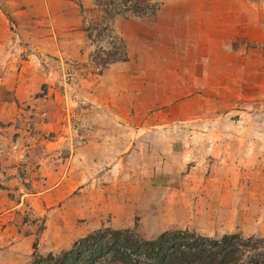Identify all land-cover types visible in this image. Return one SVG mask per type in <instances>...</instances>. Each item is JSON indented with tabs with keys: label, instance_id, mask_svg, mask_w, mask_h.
Segmentation results:
<instances>
[{
	"label": "rangeland",
	"instance_id": "rangeland-1",
	"mask_svg": "<svg viewBox=\"0 0 264 264\" xmlns=\"http://www.w3.org/2000/svg\"><path fill=\"white\" fill-rule=\"evenodd\" d=\"M80 1L0 0L1 39L15 43L1 48L0 71L16 73V107H0V264H29L33 245L43 256L70 250L103 228L145 239L178 230L264 237V0H143L158 6V16L116 17L100 35L90 30L91 39L84 30L103 14L94 0L88 9ZM220 28L234 35L229 46L237 47L230 50L243 73L254 71L258 97H209L201 118L170 112L171 100L184 99L169 94L171 74L197 70L201 55L217 58ZM107 53L128 60L111 64L104 77ZM173 113L188 122L174 128L183 162L197 165L186 191L171 190L175 167L166 159L155 163L170 183L143 193L98 167L97 153L125 151L116 140L126 133L127 146L142 151L133 156L136 170L145 153L169 146L173 129L153 126L168 124ZM127 171L123 178L133 180L136 172Z\"/></svg>",
	"mask_w": 264,
	"mask_h": 264
},
{
	"label": "crops",
	"instance_id": "crops-1",
	"mask_svg": "<svg viewBox=\"0 0 264 264\" xmlns=\"http://www.w3.org/2000/svg\"><path fill=\"white\" fill-rule=\"evenodd\" d=\"M79 5V8L82 9L90 8L88 0H81ZM76 12H78V14L73 16V22L79 24L81 22V17L79 16V11L75 10L73 13L76 14ZM157 13L158 11L156 12V16H158ZM1 31L2 30L0 29V32ZM216 31L219 34L216 35L213 42L215 43V54H217V58L211 57L210 54L208 56L201 55V58L204 59V62H202L200 58L198 62L196 61V63H194L197 66V70L195 68L193 72L184 73L183 75L179 74L178 77H175V75L171 74L167 85L169 94H175V97L179 95L184 99L180 101L179 98L171 100V102L175 101V104H173V107H169L170 112H173L172 110L175 107L178 108V110L175 111L178 114L181 113L187 116L191 113H199V117L201 118L202 111H205V108L207 107V101H209V97L223 96L224 98L233 99L235 101L254 100L256 97H258V95H256L257 90L255 88L258 84L251 75L254 74V71H245L243 73L241 69L242 61L233 59V55L228 53L223 47L224 42L233 39L234 35H226L222 28L216 29ZM4 37L5 36L3 35L1 39L0 36V50L1 48H6L15 44L11 38L5 40ZM72 39H77L78 55L82 56L83 52L80 51L85 46L83 34L81 35L80 33L76 32L73 34ZM8 64H10V61H8ZM213 65L214 67L212 68ZM6 68L7 66L3 69ZM111 68H113V65L107 68V70L104 72V77L107 75V73H109ZM10 72L11 71L9 67L7 68V71H0V107H16L15 100L13 99L15 95L14 86L16 73ZM260 78L261 89H259V93L263 95L264 88L262 87H264V77L261 76ZM183 79L185 81H183ZM159 90H161L160 87ZM153 105L155 106V104ZM154 108L155 107H151V110ZM173 117L174 120L170 119L168 124L162 122L159 124H154L155 126H153L156 128L168 126V128L173 129L170 130L171 139L168 143L169 146L167 147L169 148L167 150V147H162L163 150L160 152L155 151V154L145 153L146 155L142 158V162H136V170H134L135 165L133 164V156L141 154L142 151L138 148L136 150L131 148V143L129 146H127L129 139L125 133L123 136H118L116 140L118 145H123L126 147L125 151H120V149L116 148L115 146L109 155H104L103 152L97 153L96 160L98 167L101 166L105 174H112L115 177V180L118 179L117 182H122L127 185L130 191L143 193L145 191H149L150 189L160 187L166 182L170 183L169 180L162 181L163 176L157 172V163H155V161L158 159L161 161L166 159V161H168V166L175 167V170L171 171V173L175 175L172 176L171 174V177L169 175L167 176L173 181L172 186H174V188L172 187L171 190L179 193L186 191V180L194 174V169L197 168V165L187 166V164L183 162L185 153L181 151V139L179 135H176L174 128H183L188 122L182 119L176 120L175 113H173ZM203 124H207V121L204 120ZM200 125H202V123H200ZM119 127H122L121 124ZM142 127V129H145V125ZM199 128H201V126ZM197 133L201 135L202 132L201 130H198ZM142 140L144 141L145 137H143ZM132 142L135 141L132 139ZM107 143L108 142L106 139L101 142L102 145ZM138 143L139 142L136 141V144ZM92 144L95 145V142L89 141L88 145ZM97 145L100 146V142ZM144 150H147V145L145 146ZM129 169L133 172H136L135 178L133 180L131 179L130 181L127 180V177L123 178L126 176L128 172L127 170ZM123 200H125V198H123Z\"/></svg>",
	"mask_w": 264,
	"mask_h": 264
},
{
	"label": "trees",
	"instance_id": "trees-1",
	"mask_svg": "<svg viewBox=\"0 0 264 264\" xmlns=\"http://www.w3.org/2000/svg\"><path fill=\"white\" fill-rule=\"evenodd\" d=\"M103 14V22L97 27L86 28L98 34L116 17H153L156 5H146L143 0H94ZM107 22V24H106ZM224 42L228 53L235 47ZM127 56L117 57L107 53L100 67L103 69L115 62H126ZM29 264H264V237H243L239 233L221 236H202L187 230L165 231L145 239L136 230L103 228L77 240L72 248L57 254L39 255L37 246Z\"/></svg>",
	"mask_w": 264,
	"mask_h": 264
}]
</instances>
